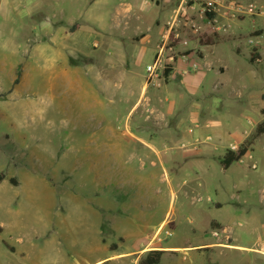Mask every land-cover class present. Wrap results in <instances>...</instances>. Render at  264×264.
Returning <instances> with one entry per match:
<instances>
[{"label":"rangeland","instance_id":"374dc122","mask_svg":"<svg viewBox=\"0 0 264 264\" xmlns=\"http://www.w3.org/2000/svg\"><path fill=\"white\" fill-rule=\"evenodd\" d=\"M120 1L0 0V264H134L113 253L125 248L114 236L105 237L109 252L100 245L101 227L109 233L126 218L154 226L140 259L160 244L183 245L195 227L213 244L166 252L163 264H264V134L255 136L264 121V0H203L213 21L202 2L122 0L136 17L125 30L113 23ZM137 29L151 42L131 41ZM254 48L260 60L251 63ZM161 50V81L168 66L183 77L196 63L192 74L207 75L185 87L173 73L154 97L165 121L142 119L147 128L134 130L131 96ZM213 130L233 140L228 151L249 145L226 170L194 148ZM207 197L219 203L207 218L224 228L196 227Z\"/></svg>","mask_w":264,"mask_h":264},{"label":"crops","instance_id":"0c3cea01","mask_svg":"<svg viewBox=\"0 0 264 264\" xmlns=\"http://www.w3.org/2000/svg\"><path fill=\"white\" fill-rule=\"evenodd\" d=\"M150 1H151V3H153L154 5L159 7L163 3H167L168 0H150ZM144 3H145V5H148L147 0L144 1ZM133 8H134L133 4H131L128 1H122L121 0L118 3V5L116 6V9H115V15L113 18V23H114L115 27L124 28L123 30H125L126 28L129 27L130 20L136 18V17H132V16L130 17L129 16V14L133 11ZM128 16H129V18L127 19V21H125L127 23V26L123 27V25H124L123 21ZM143 18L144 17H142L141 20ZM145 21H146V19H145ZM152 22L154 24L159 25L158 24L159 21L157 19L155 20L153 18ZM73 28H74V25L71 24L69 26V28L65 30V33L66 34L72 33ZM147 31L149 32L150 30L148 29ZM129 33H130L129 37H130L131 41H133L132 40L133 35L142 34L143 37L140 38L139 41H137L136 43H144V44L146 43L147 44V43L151 42L152 36H150L147 32L144 34V32L141 31L140 29H137L136 31H130ZM160 33H161V31L159 32V34ZM260 33H258L257 35H260ZM156 42H157V39H155V43ZM218 44H221V43H218ZM218 44L210 45V46H213V49H212L213 54L210 55L209 51L207 53V57H209V59H210L209 62H211V63L216 62V61H213L212 59L214 58V53H215L214 47ZM236 51L238 53H241V49H239V47H237ZM257 52H258V50H257ZM218 64H220V63H218ZM221 65H223V64H221ZM223 66H224V70H222V71L216 70V71L221 73V74L226 72L227 67L225 65H223ZM181 70H189L190 71V68L188 66H185ZM181 70L179 71V73L181 72ZM146 73H147V71H146ZM173 73H176V75H178L177 78L179 79L180 83H182L183 86H185V87H192L191 85L193 83H202L203 77L205 75H207V73L192 74V71H190V73H188L187 75H183V77H182L178 74V70L176 68L174 70H172V69L170 70V73L166 77L165 81H161L160 79H158V76H154L151 78L152 81L148 82L149 75L147 73V80L142 83L140 92L138 94H133L131 96L134 100L131 112L134 111L135 113H138L134 127H132V129L139 130V129L147 128V126L143 125V120L144 121L153 120V123L155 125L162 124V121H165V118H166L165 114L162 111H160L156 106H154V97L157 94L162 92V89L165 87L166 84H168ZM118 84L120 85L121 83H118ZM219 85L221 86L222 83H220ZM162 100L163 99L160 98V102H162ZM167 100H168V98L165 97V101H167ZM149 110H152L154 112V115L149 116V112H148ZM225 135H227V132L225 130H213L212 135L203 136V134H200L199 138H196L197 144L194 146L195 150L198 152V157L200 158V160L205 159V158H211L217 164H219L221 169L226 170L223 168L221 161L223 160L226 153L228 152L227 149L229 147V144L232 143L233 140L229 139L227 141V139H224ZM230 137H232V136L230 135ZM234 163H236V162H234ZM120 167H122V166L120 165ZM207 167H208V170L210 168H212L211 165L207 166ZM121 169H123V167ZM119 172L121 174L122 173L124 174V176L121 175V177H123L125 179H129V181H132L133 176L131 174L132 173L131 170L125 169V171L120 170ZM176 174H178L177 170H176ZM195 174L199 175V172L196 169H195ZM211 181H212V175L206 179L207 184L211 183ZM172 194L175 195L174 192ZM206 199H210V198L207 197ZM145 201H146V199L145 200L143 199V200H140L139 202L141 204H144ZM136 202H138V201H136ZM218 204H219L218 202L214 203L211 200L210 202H207V203H205V204H203V205H201L195 209L197 211V215L195 216L194 223L196 222L197 228H199V227H202L203 229L205 227L211 228L210 226L213 222H215L216 225H221V227H223V228L226 226V225H224L223 221L207 218L209 211L212 210L214 206L216 207V205H218ZM138 207H141V208L146 210V207H142L140 205ZM129 215H131V214L129 213ZM167 215L165 216V218L162 221H159L157 228L163 226L164 224H167V221H168L166 219ZM119 216H123V214L114 215V217H117V218ZM114 217H113V220H114ZM124 217H127V214ZM110 227H111V231L109 233H108V229L106 227H101V230L99 232L100 245H102V247H104L105 250L108 251V248L110 247V245L112 243H108L109 240H106V238H105L106 234H109L110 236H114L115 241H118L119 247L125 246V248H128V249L124 248L121 251H116L113 253L116 254L117 257H121L122 259H130V261H129L130 263L138 264L139 261L141 260L140 256L142 255V252L144 250L143 248L147 245L149 239L151 238V236L153 235V232L155 231V230H153L154 226H152L150 228L147 226L146 228L141 229L136 224V222L133 221L131 218H126V222H123V221L116 222V223H113V225ZM191 233H192V235L189 238H187V239L185 238V240H183L184 241L183 245H176L175 244V245L164 246V245L160 244L159 246H157L156 249L164 251V254L162 255V258H163L166 255V252H169V251H177V252L188 251V250L193 251V250H197V249H201V248L211 246L213 244L212 242H206L204 240V237H202L199 234L200 232L198 231V229L196 230L195 227H193L191 229ZM110 239H111V237H110ZM115 241H112V242H115ZM21 244H24V241H22ZM9 248H10V250L13 251V248H11V247H9ZM22 252H23V250H22ZM138 253H140L139 256H136V255H138ZM162 258H161V264H163ZM99 262H101V260ZM172 264H174V262H172Z\"/></svg>","mask_w":264,"mask_h":264},{"label":"trees","instance_id":"16d2710c","mask_svg":"<svg viewBox=\"0 0 264 264\" xmlns=\"http://www.w3.org/2000/svg\"><path fill=\"white\" fill-rule=\"evenodd\" d=\"M206 16L208 17L209 20H212L214 19L215 14L214 12H206ZM259 60L260 58H258L257 49L254 48L251 54L250 62L255 63ZM170 70H171V67L168 66L164 71V75L168 76V74L170 73ZM18 81L19 79H16L15 83H18ZM262 134H264V121L257 126L255 136H259ZM248 147L249 145L248 144L246 145V142H244L240 146V149L237 152L228 151L225 157L223 158V160L221 161L223 168L227 169L230 167L232 163L239 161L248 151ZM163 254H164V251L152 250L148 252L146 256L139 261V264H161V258Z\"/></svg>","mask_w":264,"mask_h":264},{"label":"built area","instance_id":"2783aa9c","mask_svg":"<svg viewBox=\"0 0 264 264\" xmlns=\"http://www.w3.org/2000/svg\"><path fill=\"white\" fill-rule=\"evenodd\" d=\"M180 1V3L181 4H185V2H186V0H179ZM192 1V3H193V5H197L199 2H202L203 0H191ZM204 5H206V9H205V16H206V12H213L212 11V9H211V7H210V2H206V4H205V2H202ZM231 5H234V3H231ZM205 7V6H204ZM253 9H252V6H250L249 7V11H252ZM214 14H215V12H214ZM215 17H216V14H215ZM215 17H214V19H212V20H209L208 19V17L206 16V18L209 20V21H213V20H215ZM175 22V21H174ZM169 24V23H168ZM174 25V24H173ZM170 26V27H174V26ZM165 38H167L166 36H164ZM167 40H168V38H167ZM167 43V42H166ZM164 44L165 46L167 45V44ZM164 47V46H163ZM163 49H165V47L163 48ZM162 54H163V50H161V52H160V57H158L153 63H152V65H150V66H148L147 67V69H146V71H147V73H148V75H149V79H151L152 77H154V76H158V72H159V70L161 69V68H163L164 67V64H165V62H163L162 60H161V57H162ZM189 68H190V71H195L197 68H198V65L196 64V63H193V64H191L190 66H189ZM190 71L189 70H182V75H187L188 73H190ZM165 235L166 236H168V237H170V236H172V234L170 233V232H168V231H166L165 232ZM215 235L217 236V234L215 233Z\"/></svg>","mask_w":264,"mask_h":264},{"label":"bare ground","instance_id":"6f19581e","mask_svg":"<svg viewBox=\"0 0 264 264\" xmlns=\"http://www.w3.org/2000/svg\"><path fill=\"white\" fill-rule=\"evenodd\" d=\"M161 228V227H160ZM163 230V229H162Z\"/></svg>","mask_w":264,"mask_h":264}]
</instances>
